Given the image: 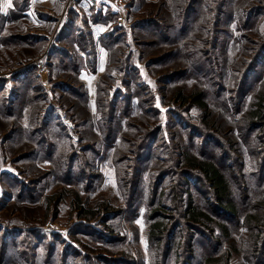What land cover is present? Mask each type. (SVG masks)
I'll list each match as a JSON object with an SVG mask.
<instances>
[{
	"label": "rangeland",
	"instance_id": "rangeland-1",
	"mask_svg": "<svg viewBox=\"0 0 264 264\" xmlns=\"http://www.w3.org/2000/svg\"><path fill=\"white\" fill-rule=\"evenodd\" d=\"M97 3L0 0V264H264L245 222L264 122L244 118L264 93V0H122L121 27ZM195 154L225 169L237 218L184 176ZM188 190L215 236L186 229Z\"/></svg>",
	"mask_w": 264,
	"mask_h": 264
},
{
	"label": "trees",
	"instance_id": "trees-1",
	"mask_svg": "<svg viewBox=\"0 0 264 264\" xmlns=\"http://www.w3.org/2000/svg\"><path fill=\"white\" fill-rule=\"evenodd\" d=\"M27 8H28V6H25L22 9V11H24ZM0 26H1V24H0ZM1 28H2V26H1ZM26 69H27V71L23 74V76H25L27 73L28 74L34 73V70H35V69L33 70L32 68H31V70H30V68H26ZM21 78L22 77L19 74V76L15 80L17 82H20ZM23 95L26 96V93H22L21 95L19 94V95L12 96L10 98V104L13 105V102H16L19 99H21L23 97ZM179 96H182V95L179 94ZM192 101H194V104H198V105H200L203 102L201 95L194 96ZM116 107H118V106L116 105L115 108ZM116 114H117V111L115 109L113 110V108H112L110 110V113H109V115H111L109 118L114 117V119H115ZM245 117H246L245 121L249 122L250 126H253V127H260V125L264 122V93H263L262 97L260 98L258 104H256V108L253 111L250 110L249 113L248 112L245 113L244 118ZM35 133L36 132L34 131V134ZM37 134H39V133L37 132L35 134V136H37ZM26 136L31 138L29 135H26ZM203 137H205V136H203ZM45 141L46 140H45L44 136H42V138L40 140H38L40 146ZM50 147H51V145H50ZM52 153H54V152H52ZM205 155H207V154L205 153ZM33 156H34V154H33ZM193 156L194 157H189V158L184 157L183 161L185 162L186 166H188V170L184 173V176L185 177L187 176L190 179H197V180L205 183L207 185V187L210 188L211 198L213 201H215L214 210L216 212V215L218 213H221L223 215L225 213H229V215H234L233 217L237 218L239 215V209H238V206L236 205V203L233 201L234 193L232 191V187L230 186V183L227 180V177H226L227 173L224 172L225 169H223V167L216 166L212 161L207 160L206 158H203L199 155L195 154ZM51 161L53 162V160H51ZM190 170L199 171V173L195 174L194 172H189ZM190 179L186 183V185L188 186L187 189H190V187H191ZM172 189H174V187H172ZM257 195L259 196L260 199H263L262 201H260V199L258 198L260 201L259 204L257 205V207H258L257 211L258 212L257 211L251 212V214L249 216H247V218H245V222L249 226V229L251 231L250 238L253 239L255 244L257 245V250H260L264 246V237H262V235L264 233V229H263L264 228V192L263 193L258 192ZM174 197L176 199V203H175L176 207L179 208L181 205V202L183 201V198L182 199L180 198V194L178 192L175 194ZM188 198H189V200H187V202L184 201L183 202L184 204L181 205V208H183V209L179 208L181 210V214L183 215L184 219L187 221L186 222V224H187L186 229L188 230V232L189 231H201V224H203L204 227H206V231H208L212 236H215L218 233L217 232L218 222H216L214 220L213 216L210 215L211 211L206 209L210 206V204L206 208L198 207L195 204L196 202L192 198V194H191L190 190H188ZM165 201H166V196L163 198V202H165ZM159 206L154 208V210L152 212L153 214H156L159 211L164 212V210H162V208ZM177 208H175V209H177ZM164 209H166V208H164ZM162 216H163V213H162ZM164 216H165V214H164ZM166 225H168V224H166V223L163 224V223H159L156 221L153 222V220H152L151 231H150L151 240H158L160 237H163V235H161V234L165 233V231H166L165 226ZM220 226H222L224 228V231L227 234V232H228L227 225L226 224L225 225L220 224ZM170 233H171L170 235H172V238L173 237L176 238V236H175L177 233L176 230L175 231L172 230ZM171 245L168 244L165 248H163V250H161L162 251V259L165 256L166 261L168 260L169 256H172V254H173V251H172L173 247ZM261 246H262V248H260ZM174 255L176 256V254H174ZM207 261H210V260L208 259ZM227 261H226V264H229L230 259L228 262Z\"/></svg>",
	"mask_w": 264,
	"mask_h": 264
},
{
	"label": "built area",
	"instance_id": "built-area-1",
	"mask_svg": "<svg viewBox=\"0 0 264 264\" xmlns=\"http://www.w3.org/2000/svg\"><path fill=\"white\" fill-rule=\"evenodd\" d=\"M67 6L74 8L75 6H77L79 4V2L81 0H65ZM116 5L119 8V13H120V17L118 19V26L121 27L122 25H124V21H125V17H124V12H123V8H124V4L122 3V0L116 1ZM39 69V73L41 76L45 77L46 76V71L44 69V64H39L38 66ZM44 69V70H43Z\"/></svg>",
	"mask_w": 264,
	"mask_h": 264
},
{
	"label": "crops",
	"instance_id": "crops-1",
	"mask_svg": "<svg viewBox=\"0 0 264 264\" xmlns=\"http://www.w3.org/2000/svg\"><path fill=\"white\" fill-rule=\"evenodd\" d=\"M108 1H110V2H108ZM112 1H115V0H106V3H107V5H108V3H111L112 6H113L111 9H112V10H115V12L118 13L119 8H118V6L116 5V2L113 3ZM98 2H99V3L96 4L97 6H98L99 4H106V3L100 2L99 0H98ZM90 5H91V4H89V7H90ZM93 6H94V5H93ZM102 7H103V6H102ZM105 7H106V6H105ZM96 8H97V7H96ZM106 8H107V7H106Z\"/></svg>",
	"mask_w": 264,
	"mask_h": 264
}]
</instances>
